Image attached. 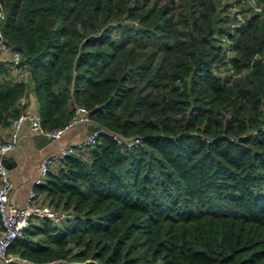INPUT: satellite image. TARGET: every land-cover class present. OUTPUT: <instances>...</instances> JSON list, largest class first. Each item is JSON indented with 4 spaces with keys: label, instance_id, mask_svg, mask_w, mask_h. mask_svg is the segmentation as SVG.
<instances>
[{
    "label": "trees",
    "instance_id": "16d2710c",
    "mask_svg": "<svg viewBox=\"0 0 264 264\" xmlns=\"http://www.w3.org/2000/svg\"><path fill=\"white\" fill-rule=\"evenodd\" d=\"M234 2L246 14L231 30ZM255 3L0 0L4 38L30 70L28 81L9 76L0 49V126L30 90L45 128L67 121L72 99L101 127L34 185L73 217L33 219L9 264H264V0Z\"/></svg>",
    "mask_w": 264,
    "mask_h": 264
},
{
    "label": "built area",
    "instance_id": "2783aa9c",
    "mask_svg": "<svg viewBox=\"0 0 264 264\" xmlns=\"http://www.w3.org/2000/svg\"><path fill=\"white\" fill-rule=\"evenodd\" d=\"M254 9H259L255 0H247ZM232 14L229 25L231 30L243 23L246 11L241 9L237 2L232 4ZM5 12L0 6V49L9 61V76L28 81L30 70L28 64L23 61L21 51L7 42L4 38L1 22ZM219 42L223 45L227 55L232 54L233 39L230 32H223L218 36ZM259 56L255 53L253 57ZM245 68L242 69L244 71ZM222 73V71H220ZM71 113L67 121L51 129L45 128L41 123V117L37 109H22L16 116L10 118L8 123V133L4 140L0 141V264H9L14 261L17 255L8 251V246L12 239L23 234L25 227L30 225L36 218H48L54 224H60L62 221L73 217V213L66 209L55 207L46 201H42L41 196L34 188L35 184L44 182L51 166L60 161L65 155L87 150L98 141V133L101 130L95 129L85 138L76 142H67L61 144L55 151L41 154L38 162V174L33 179V185L28 191V196L24 204L17 205L10 201L9 196L12 191L13 183L10 178L9 169L3 162L1 155L14 149L18 143L19 134L24 125L31 131L45 134L51 138H57L70 126L84 125L89 123L97 124L89 113V108L85 105L71 101ZM264 127V126H263ZM254 129L253 132H256ZM119 140L116 135H114ZM139 137H133L128 143H138Z\"/></svg>",
    "mask_w": 264,
    "mask_h": 264
},
{
    "label": "crops",
    "instance_id": "0c3cea01",
    "mask_svg": "<svg viewBox=\"0 0 264 264\" xmlns=\"http://www.w3.org/2000/svg\"><path fill=\"white\" fill-rule=\"evenodd\" d=\"M19 102L25 105V109H37V100L30 90L19 98ZM88 131L87 125H75L65 129L57 138L35 140L36 132L24 125L16 147L1 155L8 157V162L11 164V168H8L13 183L10 201L17 205H22L26 201L33 179L39 171L38 162L41 154L55 151L61 144L79 141L89 134ZM7 133L8 124L1 125L0 141L6 138ZM59 163L58 161L52 165L51 170L56 169Z\"/></svg>",
    "mask_w": 264,
    "mask_h": 264
},
{
    "label": "water",
    "instance_id": "95a60500",
    "mask_svg": "<svg viewBox=\"0 0 264 264\" xmlns=\"http://www.w3.org/2000/svg\"><path fill=\"white\" fill-rule=\"evenodd\" d=\"M87 128H88V132L91 133L93 130L95 129H100V126L98 124H95V123H89L87 124ZM34 139L35 140H41V139H47V140H50L51 137L45 135V134H42V133H36L34 135ZM3 162H5L6 166L10 169L11 168V164L8 162V157L6 156H2L1 157Z\"/></svg>",
    "mask_w": 264,
    "mask_h": 264
},
{
    "label": "rangeland",
    "instance_id": "374dc122",
    "mask_svg": "<svg viewBox=\"0 0 264 264\" xmlns=\"http://www.w3.org/2000/svg\"><path fill=\"white\" fill-rule=\"evenodd\" d=\"M244 3H245V2H244ZM246 3H247V2H246ZM242 5H243V6H246V4H242ZM242 5H241V6H242Z\"/></svg>",
    "mask_w": 264,
    "mask_h": 264
}]
</instances>
